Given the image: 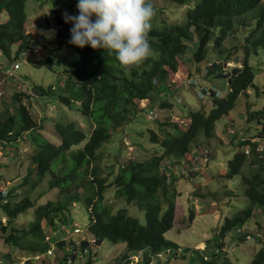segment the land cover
<instances>
[{
	"label": "trees",
	"instance_id": "trees-1",
	"mask_svg": "<svg viewBox=\"0 0 264 264\" xmlns=\"http://www.w3.org/2000/svg\"><path fill=\"white\" fill-rule=\"evenodd\" d=\"M161 1L172 4L176 10L185 9L179 15L180 22L175 23H169L164 10H156L160 19L153 17L152 29L148 34L153 55L141 66L125 71L114 54L109 55L103 49H92L87 45L81 49L67 41L75 57L61 73L63 86L59 90L49 87L47 91L40 87L33 88L38 89L37 97L56 95L57 102L65 109H75L82 118L80 124L73 119L67 123H64L65 119L54 121L52 130L57 138L49 142L40 133L42 125L35 126L27 105L23 104L27 94H12L14 113L10 112V103L0 109V147H10L27 138L32 150L28 155L32 165L22 184L15 190L6 191L4 197L0 192V210L5 218V224L0 222V231L5 233L10 230L4 239L7 245L31 257L45 254L50 248L48 234L62 230L66 233L71 210L79 203L88 213L86 230L89 235L98 243L107 240L112 245H124V252L115 258L117 264H124L123 260L127 259L128 254L139 251L142 252L140 263L143 264L152 261H147L145 257L152 251L161 252L165 248L171 251L159 264L171 259L172 255L177 258L185 254V249L165 239L175 219L173 202L176 192L169 193V187L174 182L169 170L190 157V151L197 145L199 137L209 138L212 135L215 124L229 114L239 96L247 97V91L256 95L260 93L254 83L255 73L248 58L264 55V0ZM25 8L26 0H0V58L4 59L3 63L0 62V69H8L22 52L29 54L27 62L33 67H52L50 56L37 62L29 58L33 48L32 36L24 30ZM49 19L46 20L47 29ZM61 21L56 20L59 24ZM60 29L62 32L60 36L57 35L63 43L65 29L63 26ZM237 31L242 38L235 36ZM227 40H231V44L224 48ZM237 45L243 61L239 68L228 70V93L224 98L212 99V108L208 113L204 108L189 112V126L183 130L178 129V126L184 125L182 123L157 121L154 129L146 131L149 142L162 149L161 154L121 164L114 176L110 170L112 162L109 161V171L104 175L100 159L107 152L100 151L101 146L132 122L141 108L139 102L155 95L157 86H163L170 74L179 70L180 65L184 67L182 59L189 47L192 49L188 61L210 65L209 71L221 73L225 61L217 63V57L212 56L213 51L220 49L218 56L227 52L231 55L232 48H237ZM27 97L30 107L32 98ZM157 107L162 111L171 110V104L164 99H160ZM246 113V120L255 121L260 128L257 136L259 142L244 136L233 137L232 142L236 143L237 150L227 162L226 177H240L249 207L227 218L219 235L223 238L225 234L233 232L237 240L257 241L260 246L250 264H264V240L257 238L256 234L243 231L246 223L252 218L255 221L256 214L262 220L255 224L264 223V142H260L264 133V126L261 125L264 123V106L255 111L247 110ZM245 149H248V154H245ZM196 158H202L203 162V153L196 155ZM187 161L189 165L191 160ZM243 167L246 168L244 173ZM189 168L192 174L196 173L193 167ZM167 171L170 172V181L165 175ZM45 178L48 190L54 191L55 197L39 205L35 195ZM109 188L115 190V200L134 203L143 210L144 225L129 217L125 209L113 211L114 202L108 203L104 198ZM30 209H33L32 223L26 228H14L17 217ZM238 225L245 226L239 229ZM205 246L208 251V246ZM218 246L213 248L208 257L201 256L202 264H230L227 259L230 250ZM56 247L61 250L63 242H57ZM87 257L86 264H91L95 254L89 252Z\"/></svg>",
	"mask_w": 264,
	"mask_h": 264
},
{
	"label": "rangeland",
	"instance_id": "rangeland-1",
	"mask_svg": "<svg viewBox=\"0 0 264 264\" xmlns=\"http://www.w3.org/2000/svg\"><path fill=\"white\" fill-rule=\"evenodd\" d=\"M77 0H26V22L25 33L31 34L32 46L36 52L30 53V60L39 61L44 58L51 57L52 67L46 69L45 67L35 68L31 63L20 64L19 69L15 72H9L12 75H5L6 70L0 69V109L10 103V112L14 113L12 105V94L15 92L27 94L31 96V106L28 107V97L24 99L23 104L27 105L31 120L35 126L42 125L40 130L43 138L49 142H53L57 137L53 132V122L66 120L67 123L72 119L79 124L82 118L79 113L68 111L57 102L56 95L37 97V90L33 88H42L47 91L49 87H54L59 90L63 86L64 78L61 76L62 71L66 70L75 57V52L67 45L70 39L71 23H65L62 14L67 12L71 15H77L76 9ZM155 10L162 9L168 16L169 23L180 22V14H182L184 7L181 9L175 8L172 4L165 3L161 0H152ZM156 19L160 16L155 12ZM49 19V27L47 29L46 20ZM62 19L61 23L56 20ZM155 24V22H154ZM64 27L63 33L64 42L59 40L57 32L58 26ZM50 30H55L52 38L46 35ZM61 32V31H60ZM30 36V35H29ZM238 38L242 35L235 34ZM242 38V37H240ZM231 40L224 42V48L229 47ZM232 48L233 52L230 55L228 52L225 55L218 56L219 50H214L212 56H216L217 63L221 60L225 61L222 65L223 69L230 70L241 65L243 57L239 54L240 47ZM192 47L186 52L183 57V66H179V70L175 74H170L169 78L156 87V94L149 99L141 101L138 105L141 107L135 118L120 134L112 136L110 141L103 144L100 151L104 150L107 154L100 159V165L104 168V175L106 176L110 162H112L111 172L113 176L117 174L121 164L130 161H139L138 159L149 158L158 153L160 155L161 148L157 145L151 144L147 137V129H154L156 122L159 120L166 122L177 123L176 120L187 116L191 111H196L204 108L208 113L212 108V99L224 98L228 93V79L221 77L217 70L208 73L204 76L202 64L195 65V61H188L190 58V51ZM14 50V49H13ZM0 62L4 59L0 58ZM249 64L254 69V83L258 88L257 95L250 91L247 97L239 96L235 102L234 108L229 114L219 120L215 126L212 135L208 138L199 137L197 145L192 148L190 157L183 159L179 165L174 166L171 170L174 182L169 187L170 195L174 192V215L173 229L167 232L166 240L173 241L178 248L185 249V254L179 255L177 258L171 256V259L164 261L163 264H202L201 256L208 257L213 248H224L230 250L227 259L230 264H250L253 254L258 250L260 244L254 240H237L233 232L225 234L223 238L220 237V228L225 224L227 218L236 214L239 210H244L249 207V203L245 198V187L242 185L240 177L235 176L232 179L226 177L227 162L234 156L237 146L232 142L233 137H243L259 142L258 130L259 126L255 121L246 120L247 110H258L264 106V55L248 58ZM186 68V69H185ZM194 78L198 80L200 86L209 90L216 91L214 96H206L199 94L194 87H190L185 83V78ZM8 77V78H7ZM52 93L54 89H52ZM166 92V93H165ZM160 99L167 100L171 104L170 111H162L157 107ZM156 109L159 113V118L154 120L148 119V112L151 109ZM169 113L176 117L169 118ZM168 116V117H167ZM187 117L185 118L186 120ZM185 122V121H184ZM32 124L33 127L34 124ZM178 126L179 130H183L188 123ZM264 126V123H261ZM260 142H264V133L260 137ZM260 143V144H262ZM207 152L210 153L209 162H202V158L197 159L196 155ZM32 153L30 144L27 138L11 144L10 147H0V192L8 190H15L18 185L22 184L25 175L31 168V163L28 160V155ZM190 159L191 163L187 160ZM196 161V162H195ZM193 167L196 173L192 174ZM246 168H242L244 173ZM183 174V175H182ZM47 178L37 188L36 198L38 204L43 205L46 200H52L54 191H49L47 188ZM115 190L109 188L104 194V198L108 203L113 204V211L125 209L129 217L136 219L141 225L145 223L144 212L138 208L134 203L126 204L123 200L114 199ZM165 207V206H164ZM191 217V218H190ZM262 220L257 214L254 221L252 218L245 225H238L237 228L246 230L248 234L259 235L264 233V223L256 225L255 222ZM33 221V209L27 213L17 217L13 224L14 228H26ZM88 213L83 210L79 203L71 210L68 224L65 230L59 231L55 234L47 233L50 241V249L52 255H42L35 260L30 254L20 251L5 243L4 239L10 234V230L5 233L0 231V261L2 264H63L62 261L66 254L70 253V242L80 241L89 234L86 231L88 226ZM0 222L5 224V218L0 210ZM77 225L82 230L81 234H72V227ZM258 228V230H257ZM47 232V230L45 231ZM62 241L63 248L60 250L56 247V243ZM201 242V243H200ZM205 245L208 246V251L205 250ZM125 247L122 244L112 245L107 240L97 243V248L89 250L93 251L95 258L92 257L91 264H110L111 260L124 252ZM201 252V253H200ZM184 255V257H182ZM88 256V255H87ZM82 256L73 264H86L89 257ZM137 260L138 253L133 256ZM164 255L163 258H165ZM174 258V259H173ZM24 259V261H23ZM94 260V261H93ZM160 260L156 259L149 264H159Z\"/></svg>",
	"mask_w": 264,
	"mask_h": 264
},
{
	"label": "clouds",
	"instance_id": "clouds-1",
	"mask_svg": "<svg viewBox=\"0 0 264 264\" xmlns=\"http://www.w3.org/2000/svg\"><path fill=\"white\" fill-rule=\"evenodd\" d=\"M76 9L78 12L77 15H71L67 12L62 14V18L65 23H71L72 25L69 30V44L81 49L87 45L92 49H103L104 52H107L109 55L114 54L122 69L125 71L141 66L153 55V49L148 39V34L152 29L151 21L156 12L152 0H77ZM60 28L61 25L57 28L59 29L57 34H59L60 31L62 32ZM54 31L55 30H50V32L46 34L48 38H52ZM32 48V52H36V49L33 46ZM22 53L26 54L24 63H27V57L29 54L27 52ZM19 58L14 64L10 65V67L6 69L5 75H12L9 72L12 73L19 69L20 65L16 70H12V66L19 61ZM195 65L197 66L196 63ZM202 66L204 76H207L209 72H212V70L209 71L208 69V66L210 65L205 66L202 64ZM239 67L240 66H237L235 68ZM232 69L234 68H231L229 71ZM229 71L228 68L223 69L222 67L220 74L226 78V76H229ZM185 83L189 84L190 87H194L199 94H202L201 97H203V95H214L215 97L217 94L216 91L200 86L198 80L194 78H189L187 76L185 78ZM158 113L159 112L157 111V114ZM168 116L169 118L174 117L171 113H169ZM157 118H159V114L157 115ZM157 118L149 120L154 121ZM173 119L175 121L176 117ZM176 122L183 124L189 123V120L184 118V120L179 119L176 120ZM190 154H192L191 151ZM205 154L206 159H203L204 163L209 162L210 160V153L207 152V149L204 151L203 157H205ZM245 154H248V149H245ZM1 195L4 197L6 195V191H1ZM87 236L91 235L87 234ZM165 250L167 249L165 248ZM165 250L163 249L161 252H148L145 257L148 261L150 260V258H148L149 253L157 254L162 253ZM137 253L142 255L141 251ZM42 255L44 254H40V256ZM133 256L134 254H128L127 258ZM162 259H156V261L160 260L161 262ZM113 260H115V258ZM141 260L142 259L140 257L136 264H141ZM154 260L155 259H153V261ZM150 262H147V264Z\"/></svg>",
	"mask_w": 264,
	"mask_h": 264
},
{
	"label": "built area",
	"instance_id": "built-area-1",
	"mask_svg": "<svg viewBox=\"0 0 264 264\" xmlns=\"http://www.w3.org/2000/svg\"><path fill=\"white\" fill-rule=\"evenodd\" d=\"M25 57H26L25 53H22L20 55L19 61L15 65L12 66L13 71L16 70L20 64L25 62ZM157 115H158L157 111L152 109L151 111L148 112V119H155V118H157ZM204 158L206 159V154H205ZM169 171L171 172V170H169ZM169 171H167L165 174L166 178H168V179L170 178V172ZM168 181H170V179ZM168 181H167V183H168ZM81 233H82V230L80 229V227L75 225L74 229L72 230V234L78 235ZM256 237L264 240V233L262 236H260L259 233H256ZM97 243L98 242L96 241V239L94 237L87 236V235L84 239H82L80 241H71L70 246H69V249L71 252L68 253V256L66 255L67 257L65 259V264H73L77 259H81L82 256H87L89 254V250H91V248L92 249L97 248ZM177 251L179 252L180 250L178 249ZM170 253H171V251L168 249L162 253H157V254L149 253L148 258H150L152 261H153V259H162L164 257V255L169 256ZM45 254L47 256H51L52 250L51 249L47 250ZM33 258L35 260H37L40 258V255H36ZM137 258L138 259L140 258V254H138ZM134 259H135L134 257H128L127 259H125L123 261L125 262L124 264H136L138 259L137 260H134ZM23 261H24V259H23ZM127 261H129V262H127ZM110 262H111L110 264H117L115 262V260H111ZM0 264H2L1 261H0Z\"/></svg>",
	"mask_w": 264,
	"mask_h": 264
},
{
	"label": "crops",
	"instance_id": "crops-1",
	"mask_svg": "<svg viewBox=\"0 0 264 264\" xmlns=\"http://www.w3.org/2000/svg\"><path fill=\"white\" fill-rule=\"evenodd\" d=\"M173 229V228H172ZM165 238H167L166 236H165ZM169 241V240H168ZM170 242H173V241H170ZM174 243V242H173ZM201 243V242H200ZM175 244V243H174ZM204 246H205V243H204ZM206 247V246H205ZM142 264V263H141Z\"/></svg>",
	"mask_w": 264,
	"mask_h": 264
}]
</instances>
